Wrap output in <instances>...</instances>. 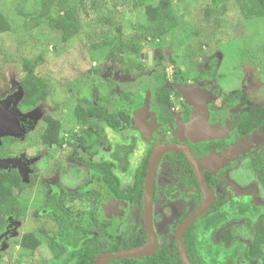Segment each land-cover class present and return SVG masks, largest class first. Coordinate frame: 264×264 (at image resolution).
I'll list each match as a JSON object with an SVG mask.
<instances>
[{
	"label": "rangeland",
	"instance_id": "374dc122",
	"mask_svg": "<svg viewBox=\"0 0 264 264\" xmlns=\"http://www.w3.org/2000/svg\"><path fill=\"white\" fill-rule=\"evenodd\" d=\"M19 1L0 0V9L11 18L13 26L11 31L0 34V139L14 138L6 147L10 157L0 163V170L16 169L22 181L32 180L34 187L31 195L23 197L22 205L27 207L23 219L18 222L6 217L7 234L1 237L0 246L11 256L4 264H46L51 259L44 244L28 254L14 243L23 231L54 227L41 210L46 192L44 182H57L74 192L91 186L106 193L102 184L95 181L93 164L100 160L103 151L129 132V124L121 123L118 131L112 133L102 121L92 120L83 129L88 132L82 135L84 143L79 142L74 136H79L82 127L73 109L83 98L108 114L116 112L115 99L119 94L132 92L139 82L151 86L152 72H159L165 74L164 86L172 96L174 92H197L214 109L233 119L240 136L252 141L246 152L264 144V122L257 111L264 103V19H244L228 0L227 9L220 11L222 15L215 26L209 11L214 7L212 0H174L173 9L179 21L176 28L167 40L154 41L153 46L158 49L142 52L151 53L150 62L128 51V66L124 69L104 61L107 49L118 36L106 22L118 19L123 38L134 39L132 42L138 43L142 51L145 42L131 29L143 15L132 10L125 0H104L105 13L68 12L77 33L66 42L59 32L45 24L23 30L15 10ZM31 4L32 0H27L25 7L29 10ZM23 58L36 61L34 72L49 88L45 100L23 101ZM178 69L185 76L184 81L174 80ZM177 77L180 79L181 75ZM247 109L251 112L245 117L242 114ZM45 112L61 122L62 146L49 152H43L40 146L45 127L41 118ZM157 134L169 136L162 130ZM148 144L138 141L130 160L131 169L143 159ZM117 176L120 186L131 182L129 176ZM73 204L83 212L82 224L92 229L89 202L77 200Z\"/></svg>",
	"mask_w": 264,
	"mask_h": 264
},
{
	"label": "flooded vegetation",
	"instance_id": "af4514ba",
	"mask_svg": "<svg viewBox=\"0 0 264 264\" xmlns=\"http://www.w3.org/2000/svg\"><path fill=\"white\" fill-rule=\"evenodd\" d=\"M150 82L151 86L147 82L138 83L137 88L141 84H145L147 87L138 102L136 101L138 99L137 88H135L132 92L126 93L131 95L126 102H122L119 96L115 99L116 112L108 114L99 107L105 116L121 113L127 119H120L115 128L106 125L105 118L90 120L91 124L92 120L102 121L104 127L110 128L112 133L118 131L121 123L129 124V132L122 136V139L112 143L111 148L103 151L99 156L100 160L93 164L96 174L95 181L102 184L106 193H101L91 186L74 192L67 190L57 182H44L46 192L42 199L41 210L51 219L54 227L52 230L23 231L17 237V242L14 243L28 254L44 244L51 257L49 261H46V264H77L75 259L64 261L65 253L60 254L57 250L56 254L52 251L51 246L62 239L61 232L59 234V223L70 221L68 224L74 227L73 224L78 219L77 223L88 230L90 236L103 248L93 257L91 264H96L98 256L104 252H114L144 244L147 240V233L143 221V184L148 158L156 144L172 142L188 146L203 172L208 189L212 193L211 203L182 233V243L191 263L196 264L191 257L194 239L184 236L192 225L197 224L201 225V233H203L200 243L201 250L199 249V253L193 256L198 264H264V243L260 247V252H252L255 233L261 225H264V190L251 166V157L260 147L257 150L244 151L243 153L231 152L227 155L229 148L245 136H240L239 129L237 126L235 127L233 119L230 120L220 110L214 109L209 101H205L208 124L217 126L215 135L203 140L190 139L186 135L184 127L190 123L193 113L191 94L183 95L174 92V96H172L169 93L170 103L160 104L155 99L151 88L155 82L152 79ZM119 95H124V93ZM146 95L148 96L147 103L143 105ZM178 121L182 122L181 126L178 125ZM159 130L168 132V138L159 136L157 134ZM8 137L11 138L8 142L10 143L14 138ZM151 140L153 141L151 142ZM138 141L149 144L143 159L135 168L131 169L130 160L137 149ZM61 146L60 143L47 147L41 146V148L45 150L43 152H49ZM178 153L185 157L187 165L179 160ZM9 157L10 154L9 156H0V159ZM242 159H245L243 163H241ZM102 163L111 169H109L110 183H106L105 180L108 168L100 170L99 165ZM142 164L145 166V172L141 195L137 198V193L133 189L136 182L135 172ZM32 167L31 165V170ZM189 170L194 180H192ZM117 174L129 176L131 182L120 186ZM30 175L34 178L33 173ZM24 183L28 185V190L18 197L17 209L8 213L0 211V239L7 234L6 217L20 222L25 216L24 211L27 207L22 205V200L25 195L32 194L34 182L31 180ZM52 189L66 191L62 205L70 213L69 216L60 214L55 204L48 203L47 199ZM77 200L89 202V218L93 226L92 229L82 224L83 212L73 204ZM201 201V187L186 156L179 151L163 153L155 168L152 181L151 221L156 236V245L150 255L161 247L163 250L162 259L170 261L166 264H183L176 243V231L185 218L195 211ZM72 213L75 218L71 216ZM198 219L199 222H196ZM138 232L139 234L144 232V240L139 244H133L140 241ZM28 234L33 235L38 241L35 248L23 245L28 242L26 239ZM118 243L125 244L126 247L110 250L112 244ZM10 256V253L2 251L0 246V264L8 262ZM142 257L147 256L115 258L107 261L106 264L118 259L137 261ZM122 263L126 264L127 261Z\"/></svg>",
	"mask_w": 264,
	"mask_h": 264
},
{
	"label": "trees",
	"instance_id": "16d2710c",
	"mask_svg": "<svg viewBox=\"0 0 264 264\" xmlns=\"http://www.w3.org/2000/svg\"><path fill=\"white\" fill-rule=\"evenodd\" d=\"M128 6L134 10L142 13L143 18L141 20H136L131 26V29L139 34L143 42V51L138 43L132 42L134 39L125 37L123 38V31L120 28V23L118 19L113 21H107L114 32H117L116 40L110 44L107 52L105 53L104 61L114 67L126 69L128 66V57L126 54L128 51L135 54L140 58L142 52H148L158 49L153 46L155 40L165 38L167 40L168 35L176 28L178 25V18L173 9L174 0H125ZM27 0H20L16 5V14L21 19V26L23 30L33 29L41 24H45L51 30L60 33L61 40L63 42L68 41L77 32L74 25L68 17L67 13L73 11L77 14V11L82 13L83 10L87 13L101 12L105 13L104 0H32L31 8L28 10L25 7ZM214 7L209 11L212 12V21L216 26L219 23L220 11L225 12L227 9L228 0H212ZM231 2L238 9L239 14L244 19L251 18H262L264 19V0H231ZM104 9V10H103ZM100 10V11H99ZM103 10V12L101 11ZM117 12V11H116ZM115 12V13H116ZM102 16V15H101ZM108 16L107 14L105 15ZM118 15L115 16V18ZM102 18V17H101ZM77 19H75L76 21ZM13 29L11 18L0 9V34L7 33ZM164 39V40H165ZM165 40V42H166ZM165 44V43H164ZM157 56H161L157 54ZM35 60H29L27 58L22 59V68L25 75L21 78L20 84L23 89V101H39L45 100L49 94V88L41 80L39 76L35 74L36 67ZM175 81H184L181 70H177L174 74ZM181 75L180 79L177 77ZM1 76V74H0ZM151 79L155 82L152 88L154 92V97L159 101L160 104L170 103L169 90L164 83H166L165 74L159 72H152ZM147 89L145 84H141L137 88L138 99L140 101L142 94ZM130 94L119 95L122 102H126L130 98ZM253 109V108H251ZM260 119L264 122V103L260 104L257 108ZM74 116L76 120L81 125V130L79 136H74L79 142H83V136L87 134L84 129L86 125L90 123L91 119H104L105 124L112 128H115L116 123L120 119L127 120L121 113L113 114L112 116H105L103 111L99 107L93 106L92 103L86 98L81 99L73 109ZM250 109L245 110L242 114L243 116L249 115ZM45 128L40 135V146H50L53 144L59 145V131L61 129V122L59 119L52 117L50 113H46L42 117ZM235 123V122H234ZM91 124V123H90ZM10 137L5 136L1 138L0 144V156H9V152L6 147L9 144ZM179 160L187 165L185 157L178 153ZM100 166V170L106 169V183H110V168L104 163ZM251 166L253 171L257 175V179L260 182L261 187L264 190V144L260 146L255 154L251 157ZM181 168V167H180ZM110 169V170H109ZM145 166L140 165L135 172V185L133 187L134 191L137 193V198L140 197L141 185L144 177ZM189 173L194 180L192 173ZM194 184H196L194 182ZM28 185L21 181V178L15 169L12 170H0V211L3 213H8L17 209L18 197L28 190ZM115 191V190H114ZM66 191H60L59 189H52L50 196L48 197V203L55 204L60 214L70 215L67 209L62 205L63 198ZM16 214V213H15ZM98 214V213H97ZM75 215L72 213L71 215ZM75 218V217H74ZM60 220V219H59ZM64 220H66L64 218ZM79 220L77 219V222ZM59 223V234L61 232L62 239L60 242L53 243L51 249L54 253L64 254V261H71L73 259L77 260V264H91L93 257L103 248L99 245L94 238H92L85 228L81 227L78 223ZM199 222V219L196 221ZM191 231H193L191 233ZM188 233V234H187ZM144 232L139 234L140 241L134 242L133 244H139L144 240ZM184 237H190L194 239L191 247V257L193 261L198 264L193 256L199 253L201 237V225L194 224L187 231ZM28 239L27 243L23 245L29 248H35L38 241L33 235H26ZM264 243V225H261L255 233L253 241L252 252H260V247ZM130 245V244H128ZM120 247H126L125 244H112L110 250H116ZM176 252V251H175ZM163 250L159 247L152 255L147 257H142L141 259L134 261V259H118L110 262V264H123L122 262L127 261L126 264H166L170 261H165L162 259L161 255Z\"/></svg>",
	"mask_w": 264,
	"mask_h": 264
},
{
	"label": "water",
	"instance_id": "95a60500",
	"mask_svg": "<svg viewBox=\"0 0 264 264\" xmlns=\"http://www.w3.org/2000/svg\"><path fill=\"white\" fill-rule=\"evenodd\" d=\"M140 56L142 58H146L148 62L151 61V53H142ZM191 96H192L191 104L193 106V113L190 119V123L186 127H184V131L186 135L192 140L209 139L215 135L217 126L214 124L212 125L208 124V111L206 109L205 99L197 92L192 93ZM147 99L148 96L146 95V97H144L143 99V105L147 103ZM181 124L182 122H179L180 126ZM251 142L252 141L247 138H242L241 140H239L237 143H235L229 148L227 155L230 154L231 152L243 153L252 144ZM167 151H179L186 156V159L189 162L191 168L193 169L197 177V180L199 182V185L201 187L202 201L200 205L187 218H185V220L181 223V225L177 228L176 231V243L180 253L181 260L183 264H192L187 257V254L185 252L182 243V233L186 228L190 226L192 221L197 216H199L206 209V207H208V205L212 201V193L208 189L203 176V172L200 169L197 160L195 159L194 155L192 154L188 146L178 143H172V142H163L156 144L153 147L151 154L148 158L144 184H143V221L147 233L146 242L142 245L133 248L121 249L114 252H104L98 256L96 260V264H106L107 261L111 259L121 258V257L148 256L155 249L156 236L153 231L152 221H151L152 181L157 163L161 155ZM5 159L7 158L0 159V163L5 162L6 161Z\"/></svg>",
	"mask_w": 264,
	"mask_h": 264
}]
</instances>
